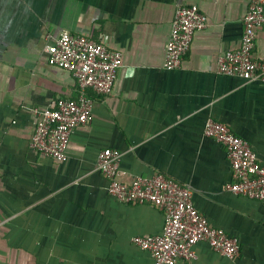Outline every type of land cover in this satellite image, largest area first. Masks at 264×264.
I'll return each mask as SVG.
<instances>
[{
  "label": "crops",
  "instance_id": "crops-1",
  "mask_svg": "<svg viewBox=\"0 0 264 264\" xmlns=\"http://www.w3.org/2000/svg\"><path fill=\"white\" fill-rule=\"evenodd\" d=\"M178 5H197L208 27L196 34L178 70L164 69ZM250 0H0V264H154L133 243L164 231L152 205H127L108 192L99 154L123 155L121 177L162 174L193 192L210 225L240 242L231 260L209 244L174 264H264V206L226 191V148L204 135L214 118L249 142L264 164V83L218 74L241 45ZM68 31L103 40L123 54L113 93L92 90L91 121L71 136L68 159L31 148L38 112L77 99L68 71L49 64ZM255 57L264 60V29Z\"/></svg>",
  "mask_w": 264,
  "mask_h": 264
},
{
  "label": "built area",
  "instance_id": "built-area-1",
  "mask_svg": "<svg viewBox=\"0 0 264 264\" xmlns=\"http://www.w3.org/2000/svg\"><path fill=\"white\" fill-rule=\"evenodd\" d=\"M208 24V17L199 6H177L166 45L165 70L174 71L182 67L196 34L204 31ZM261 29H264V0H250L241 45L220 59L218 74L264 83V60L257 59L254 54ZM49 64L75 77L79 96L77 99H59L38 112L40 118L31 148L43 157L64 162L68 159L72 134L91 121L95 100L88 91L104 96L113 93L123 67V54L110 48L103 40L96 41L65 31L56 41ZM204 135L227 150L233 180L226 185V191L264 206V164L249 142L214 118L206 121ZM122 158L120 151L106 149L99 154L97 170L108 178V192L115 200L127 205H152L164 213L162 234L133 238L136 246L151 254L154 264L195 260V247L201 242L231 260L240 257L239 240L210 225L195 207L189 187L162 174L139 176L131 182H123L120 180Z\"/></svg>",
  "mask_w": 264,
  "mask_h": 264
}]
</instances>
